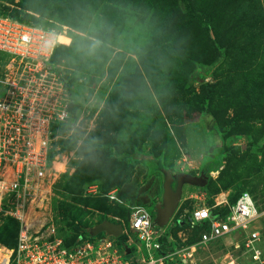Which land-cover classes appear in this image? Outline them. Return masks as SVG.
<instances>
[{
	"label": "rangeland",
	"instance_id": "obj_1",
	"mask_svg": "<svg viewBox=\"0 0 264 264\" xmlns=\"http://www.w3.org/2000/svg\"><path fill=\"white\" fill-rule=\"evenodd\" d=\"M21 2L0 0V13L12 17ZM29 3L28 11L43 18L39 25L70 38L61 37L68 43L58 64L79 109L56 142L59 176L36 207L65 242L74 243L104 220L130 226L133 209L117 194L135 168L120 175L103 162L73 178L76 162L83 159L81 139L63 148L80 134L78 129L89 134L100 127L104 107L117 110L118 142L134 146L146 167L143 183L132 181L119 194L123 201L136 198L155 219L165 178L158 169L160 158L152 156L160 153L163 165L175 174L208 177L205 186L184 185L193 190L183 188L174 216L211 205L221 193L250 191L264 207V0H193L197 12L211 19L208 30L190 19L183 0L98 1L84 7L77 1L75 9L55 6L54 0ZM47 10L51 13L42 16ZM166 13L171 17L165 19ZM79 61L83 69L75 67ZM197 71L209 73L201 81ZM236 114L242 115L239 132L223 137L221 122L228 125ZM124 212L129 215L121 216ZM9 217L2 216L3 221ZM166 228L168 264H264V229L262 257L256 260L231 238L193 248L183 244L193 226ZM137 244L132 246L136 250Z\"/></svg>",
	"mask_w": 264,
	"mask_h": 264
},
{
	"label": "built area",
	"instance_id": "obj_2",
	"mask_svg": "<svg viewBox=\"0 0 264 264\" xmlns=\"http://www.w3.org/2000/svg\"><path fill=\"white\" fill-rule=\"evenodd\" d=\"M61 37L70 39L0 13V224L6 215L19 222L16 245L0 242V264H166L165 227L145 207H131L129 228L122 223L124 242L122 235L92 234L94 226L71 245L36 209L59 176L56 142L73 115L65 71L52 60L56 46L68 43ZM191 217L203 225L193 248L231 238L261 259L264 208L249 191L234 203L221 193L213 204L193 208Z\"/></svg>",
	"mask_w": 264,
	"mask_h": 264
},
{
	"label": "trees",
	"instance_id": "obj_3",
	"mask_svg": "<svg viewBox=\"0 0 264 264\" xmlns=\"http://www.w3.org/2000/svg\"><path fill=\"white\" fill-rule=\"evenodd\" d=\"M77 1H80L83 3L80 7H84L87 4L96 5L98 1H114L116 3L121 2V5L125 4V0H54V4H55V6H57L58 4H62L63 7L75 9L74 4ZM183 1L185 3L187 11L190 15V19L192 21H195L196 23H198L199 25L203 26L205 29L208 30L211 27V25H210L211 19L204 17L199 12H197V10L195 9L193 0H183ZM30 6L31 5L29 3V0H22L20 7L12 10V12H11L12 17L19 20V21L28 22V23L32 22V24L39 25L40 23H42L43 18H41V16L40 17H34L28 11ZM50 13L51 12L49 10L41 11L42 16H45V15L50 14ZM163 17H166L165 19H168L169 17H171V15L168 16V14L166 13L163 15ZM157 28L159 29V26ZM162 31H163V28H161V30L159 29L158 33H160V32L162 33ZM65 48H66V46L64 44H58L56 46L55 52L53 55V59H52L53 62L58 63V62H61L63 59H65V55H64V52H65L64 49ZM0 57H2V56H0ZM84 65H85V63H83V61H79V63L76 64L75 67L78 69H83ZM208 73H209L208 71L207 72L197 71L195 73V78L203 81V78ZM74 74H76V73H74ZM67 87H68L71 95L74 98V102L72 103V106H71V111L73 113L72 116H74L79 109V105L75 100V96H74L73 90H72L69 82L67 84ZM119 89H120V87L118 88V91H119ZM120 90L122 92L124 89L121 88ZM118 93H119V97H118L119 100H122L124 98V95L123 94L121 95L120 92H118ZM210 107H212L211 104H210ZM100 114L102 115L100 127H98L96 130L90 132L89 134H85L84 131H81L80 129H78L80 134L76 138L71 140L69 143H66L65 145H63V148H71L72 146H74L77 143V141L79 139H81V148L78 151L79 152L81 151V154L83 155V159L76 162L78 167H77V172H75V174L73 175V178L77 177L79 175V172L83 173L86 169H89L91 167L94 168L95 166H99L103 162H108L110 164L109 168H111L112 171L117 172L119 170L120 175H123L126 172V170H128V169L132 168V171H133V169L135 168L134 171L132 172V176H133L135 171H136L135 166H137L139 164V162L141 163V161H140L141 159L137 158L139 156V154L136 151H134L135 150L134 146H132V147L123 146L121 142L120 143L118 142L119 124L121 121L120 115L118 118L117 110H115L113 108L109 109L107 107H104L101 110ZM241 116H242L241 114H236L232 119L227 121L228 125H226L225 122H221V130L220 131H221V135L223 137H227V136H230L234 133L239 132V129H238L239 124L238 123H239V120L241 119ZM110 122H111V124H109V125H112L111 131L109 128H107V123H110ZM64 125H63V127H64ZM251 145H252V143H250L249 146H251ZM152 158H160L162 164L160 165V167L158 169H159L160 173H162V168H166V167L163 165L161 154L160 153L154 154L152 156ZM117 167H120V169ZM131 179H132V177H131ZM119 181L121 182V179ZM122 183H126V181L124 180ZM243 192H245V191H243ZM243 192H238V193L229 195L230 201L232 203L236 202L238 197ZM251 194L256 199L255 195L253 193H251ZM260 207H262V206H260ZM222 210L225 211L226 209L222 208ZM124 211L126 212V209H124ZM191 211L189 213H185V214L183 212L179 211L173 217V220H172L173 225H171L170 227L167 226V228H171V227H175V226L176 227H185L187 224L190 226H193V230H192L190 236L183 243L186 245L197 244L201 238L200 231L203 228V225H192L193 221H192V217H191ZM125 212L123 214H121V216L126 217L127 215H129V213L125 215ZM182 214H184L185 217H183ZM18 231H19L18 220L10 216L8 218V220L6 222L2 223V225L0 227V242L4 243L10 247L15 246L17 243ZM84 232L86 234H89V230H85ZM77 238H76V240H77ZM119 239L121 240V242H124V240L126 239V235H122ZM175 240H176V243H180V244L182 243V241L179 240L177 237ZM161 242H162V245L164 248L165 237L161 238ZM66 244L71 245L73 243L70 244V243L66 242ZM162 252L166 253V250H164ZM168 261L166 264H168Z\"/></svg>",
	"mask_w": 264,
	"mask_h": 264
},
{
	"label": "water",
	"instance_id": "obj_4",
	"mask_svg": "<svg viewBox=\"0 0 264 264\" xmlns=\"http://www.w3.org/2000/svg\"><path fill=\"white\" fill-rule=\"evenodd\" d=\"M164 174V193L163 201L156 205V222L160 227H167L178 209L182 198L183 188L186 183L193 185L205 186L208 177L205 173L201 176L190 175L189 173H174L170 169L162 168ZM106 232L116 237L123 234V224L111 220H104L92 228L91 233L94 235Z\"/></svg>",
	"mask_w": 264,
	"mask_h": 264
},
{
	"label": "crops",
	"instance_id": "obj_5",
	"mask_svg": "<svg viewBox=\"0 0 264 264\" xmlns=\"http://www.w3.org/2000/svg\"><path fill=\"white\" fill-rule=\"evenodd\" d=\"M143 167H145V164H143V163H139L137 166H136V171H135V173H134V175H133V177H132V180L130 181V182H128V183H126V184H124L121 188H119L118 189V199H120L122 202H124V203H126L129 207H133V206H142L143 207V205H141L142 203H139L137 200H136V198L134 199V200H132L131 202H127V201H123L120 197H119V194L122 192V191H127V186L132 182V181H136V183L137 184H142L143 183V180H142V174H143V172H144V169H143ZM146 168V167H145ZM157 173H159V171L157 172ZM145 174V173H144ZM186 184H190V186H192L193 184H191V183H186ZM186 184H185V186H186ZM190 188V190H193V187H184V191L187 189H189ZM163 193H164V191H163ZM138 199H140V196H138L137 197ZM163 198V197H162ZM162 200L163 199H161L160 197H158V199H157V204H159V203H161L162 202ZM131 212V211H130ZM118 218V217H117ZM114 220H117V219H114ZM115 222V221H114ZM118 223V222H117Z\"/></svg>",
	"mask_w": 264,
	"mask_h": 264
}]
</instances>
